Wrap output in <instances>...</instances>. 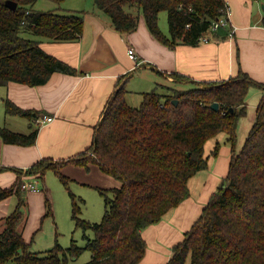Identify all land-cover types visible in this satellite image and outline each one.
<instances>
[{
    "label": "trees",
    "instance_id": "obj_1",
    "mask_svg": "<svg viewBox=\"0 0 264 264\" xmlns=\"http://www.w3.org/2000/svg\"><path fill=\"white\" fill-rule=\"evenodd\" d=\"M16 9L0 0V85L11 81L28 85L45 83L55 71L76 74L77 69L44 50L38 37L55 40L78 39L84 29L82 11L55 12L34 8L37 0H14ZM61 2L64 0H54ZM264 2V0H262ZM121 32L136 29L141 17L150 32L170 47L178 43L197 45L209 34L230 35L228 22L212 29L215 20L226 16L225 0H93ZM167 12L168 31L160 27V11ZM264 24V19H263ZM28 31L35 35H22ZM184 77L182 74L178 78ZM264 89V82L240 69L227 80L207 82L192 88L158 87L144 92L137 106L126 101L120 86L109 100L88 149L59 162L41 159L26 174L44 180L52 169L72 197L71 218L83 229L85 245L72 239L63 246L57 238L50 248L34 251L19 224L24 216L22 169L10 186H0V200L17 195L14 210L4 217L0 231V264H72L85 250L91 257L83 264H139L146 251L142 230L159 221L166 212L190 195L191 176L208 168L206 141L219 132L231 144L228 173L210 197L200 217L172 246L166 264H264V93L242 148L236 151L239 119L247 113L246 95L250 86ZM177 100V103L174 100ZM219 102V109L210 104ZM8 113L35 122L39 111L20 107L4 99ZM38 127L29 133L0 125L5 142L31 144ZM220 144L212 153L217 155ZM92 150L93 154L88 152ZM66 163L97 164L121 182L98 188L105 210L100 221L80 216L84 199L70 190V179L62 172ZM112 193L113 196H110ZM46 214H52L46 197ZM93 231V236L87 230Z\"/></svg>",
    "mask_w": 264,
    "mask_h": 264
},
{
    "label": "crops",
    "instance_id": "obj_2",
    "mask_svg": "<svg viewBox=\"0 0 264 264\" xmlns=\"http://www.w3.org/2000/svg\"><path fill=\"white\" fill-rule=\"evenodd\" d=\"M77 1L68 0V9L82 11L84 15L83 33L78 39L38 38L44 50L71 64L78 72L55 71L45 83L34 86L15 81L0 85V125L22 133H29L38 127L35 142L31 144L5 142L0 136L2 187L10 186L17 180L16 169H22L21 180H33L37 177L26 174V171L39 160L59 162L86 151L109 100L120 86L126 90V100L141 103L143 93L155 87L160 92H165L168 87L192 88L207 82L227 80L238 74L240 69L253 79L264 82L262 0H225L230 10L231 35L215 37L210 33L207 41L197 45L178 43L174 47L154 37L143 17L135 30L121 32L92 0ZM159 24L168 34L167 23ZM130 46L136 50L137 60L129 57ZM180 74L184 77L178 78ZM263 93L262 88L249 87L247 113L239 119L237 126L236 151L242 148L253 125ZM5 98L20 107L38 110L39 115L48 114L54 118L44 125H38L29 118L8 113ZM219 133L208 139H215V145L219 142L217 155L212 153L214 145L211 148L213 158L209 157L210 153L206 155L208 168L198 171L188 181L190 195L166 212L159 221L142 230L147 246L139 264L168 262L172 246L183 240L185 232L200 217L210 197L227 175L233 150L231 144L230 147L222 146ZM62 172L70 179L69 185L75 181L97 190L99 187L107 189L119 185L113 176L102 171L95 163L88 166L66 163L62 166ZM37 179L39 189L23 190L24 216L19 229L25 240L31 242L32 250L43 251L55 243L54 240L49 246L38 245L47 240L43 232H39L40 222H44L46 216L50 221L54 220L53 209L52 214H46V197L52 208L53 182L50 179L47 181L46 177L44 180ZM17 203L15 194L0 200V231L5 227L4 217L14 210Z\"/></svg>",
    "mask_w": 264,
    "mask_h": 264
},
{
    "label": "rangeland",
    "instance_id": "obj_3",
    "mask_svg": "<svg viewBox=\"0 0 264 264\" xmlns=\"http://www.w3.org/2000/svg\"><path fill=\"white\" fill-rule=\"evenodd\" d=\"M77 1V0H76ZM91 2V0H89ZM78 2V1H77ZM93 2V0H92ZM70 2L68 0H64L61 2H56L54 0H37L34 3V8L44 9V10H53L55 12L63 13L70 11L69 8ZM167 23V12L165 10L160 11L159 23ZM22 35L35 37L34 34L24 31ZM130 105L137 106L140 102H134L131 99L126 100ZM219 141L222 143V146L227 145L230 147V143L227 141V134L225 132H220ZM215 139H210L205 144V155L211 154V148L214 147ZM91 151V150H90ZM90 151L88 154H90ZM213 158L212 154L209 156ZM46 180L49 179L53 182L51 183V190L53 193V202L52 209L54 213V220L50 221L49 217H45L44 222H40L41 228L38 230L39 232H43V237H47L46 241L38 244L42 247L49 246V243H54L55 237H57L60 244L63 246H68L72 239H76L75 241L79 245L86 244V238L83 234V229L80 227H76L74 221L71 218V207H72V199L69 193V190L63 185L60 179L55 175L54 171L51 169L47 171L45 175ZM31 180V179H27ZM117 180V179H116ZM119 182V185L121 182ZM22 182V181H21ZM80 184V185H79ZM70 190L75 194L76 198L81 196L85 199V202L80 203L81 213L80 216L83 218L90 220L91 222L100 221L103 217L105 206H104V197L101 193L87 184L76 183L75 181H71ZM83 191V192H82ZM110 196H113L112 193H109ZM69 201V202H67ZM5 222V221H4ZM4 224V223H3ZM87 234L92 237L93 231L91 229L87 230ZM91 257L90 250H85L80 256L76 259H72V264H83L88 261ZM7 264H17L15 260H10Z\"/></svg>",
    "mask_w": 264,
    "mask_h": 264
},
{
    "label": "built area",
    "instance_id": "obj_4",
    "mask_svg": "<svg viewBox=\"0 0 264 264\" xmlns=\"http://www.w3.org/2000/svg\"><path fill=\"white\" fill-rule=\"evenodd\" d=\"M229 13L230 10L229 8L226 11V16H222L220 18H218L217 20H215L212 24V29H217L219 26H221L222 24H225L226 22H228V18H229ZM232 34V32H230V35ZM208 38L205 37L204 41H207ZM128 55L130 58L137 60L138 59V55L136 53V50L130 46L128 48ZM53 116L48 115V114H41L36 118V122L38 123V125H44L45 123L53 120ZM90 153L93 154V151L91 150ZM21 187L23 188V190H37L39 189V181L37 178L33 179V180H23L21 183Z\"/></svg>",
    "mask_w": 264,
    "mask_h": 264
},
{
    "label": "water",
    "instance_id": "obj_5",
    "mask_svg": "<svg viewBox=\"0 0 264 264\" xmlns=\"http://www.w3.org/2000/svg\"><path fill=\"white\" fill-rule=\"evenodd\" d=\"M6 5L12 9H16L17 7V2L14 0H6ZM175 103H177V100H174ZM210 106L215 109L218 110L219 109V102L218 101H213Z\"/></svg>",
    "mask_w": 264,
    "mask_h": 264
}]
</instances>
